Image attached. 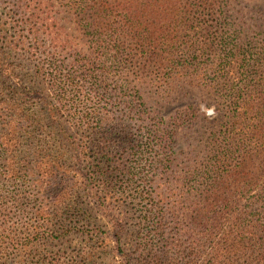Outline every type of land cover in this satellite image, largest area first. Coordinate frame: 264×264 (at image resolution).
Wrapping results in <instances>:
<instances>
[{"label":"trees","instance_id":"trees-1","mask_svg":"<svg viewBox=\"0 0 264 264\" xmlns=\"http://www.w3.org/2000/svg\"><path fill=\"white\" fill-rule=\"evenodd\" d=\"M240 4L0 0V264H264V25ZM186 88L221 114L167 112Z\"/></svg>","mask_w":264,"mask_h":264},{"label":"rangeland","instance_id":"rangeland-1","mask_svg":"<svg viewBox=\"0 0 264 264\" xmlns=\"http://www.w3.org/2000/svg\"><path fill=\"white\" fill-rule=\"evenodd\" d=\"M241 2L240 6L244 7L245 11L253 14L255 17H258L259 21L264 25V0H239ZM264 29V27H263ZM198 103L200 105V111H204L210 120H213L216 116L220 115L219 105L214 101L212 96L206 91L200 90L198 88H186L185 91H180L177 94L176 100L166 105V111L171 112L177 109L179 106H184L188 102ZM37 106H41V101H36ZM203 129L207 128L206 123H203L201 127ZM181 147L186 148L188 141L185 139H181ZM69 163H71L68 160ZM76 220V219H75ZM104 223L107 222V219H102ZM75 222V221H74ZM72 222V223H74ZM71 226V225H70ZM109 225L104 226V230L109 229ZM67 234L66 236L57 239L54 242H46V245H43L37 249L44 257H49L51 254L55 256H62L63 258H68V256L76 254L78 251L80 252L82 247L85 246V241L83 236L73 234ZM109 249L113 246V241H108ZM132 242V241H131ZM91 246V243H90ZM93 246V245H92ZM108 248V247H107ZM93 249V247H91ZM61 257V258H62ZM94 261L95 264H121V260L118 258H114L113 255L108 251L102 254H99ZM36 264V263H29Z\"/></svg>","mask_w":264,"mask_h":264}]
</instances>
